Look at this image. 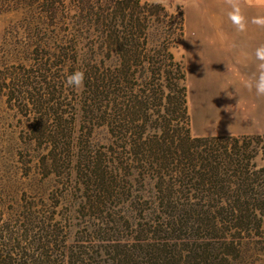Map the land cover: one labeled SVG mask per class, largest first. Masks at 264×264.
Instances as JSON below:
<instances>
[{
    "label": "trees",
    "instance_id": "16d2710c",
    "mask_svg": "<svg viewBox=\"0 0 264 264\" xmlns=\"http://www.w3.org/2000/svg\"><path fill=\"white\" fill-rule=\"evenodd\" d=\"M4 12L0 99L18 134L0 264H264V131L198 129L173 52L181 9L0 0Z\"/></svg>",
    "mask_w": 264,
    "mask_h": 264
},
{
    "label": "rangeland",
    "instance_id": "374dc122",
    "mask_svg": "<svg viewBox=\"0 0 264 264\" xmlns=\"http://www.w3.org/2000/svg\"><path fill=\"white\" fill-rule=\"evenodd\" d=\"M182 10L185 29L173 52L188 73L196 125L205 133L264 131V96L245 87L257 72L255 50L264 46V0H152ZM236 8L240 25L229 19ZM12 12L0 13V65ZM259 20L260 23H253ZM2 46V47H1ZM0 99V172L17 128Z\"/></svg>",
    "mask_w": 264,
    "mask_h": 264
},
{
    "label": "clouds",
    "instance_id": "9594fccd",
    "mask_svg": "<svg viewBox=\"0 0 264 264\" xmlns=\"http://www.w3.org/2000/svg\"><path fill=\"white\" fill-rule=\"evenodd\" d=\"M237 10L233 7V12L229 13V19L240 25L241 18L236 13ZM253 23L259 24V20H253ZM255 59L258 62L257 64V72L254 76V79L250 83H246L245 87L254 88L255 94L257 97L264 96V46L259 47L255 50ZM84 81V74L78 70H72L64 77V84L66 87L72 89L73 91L82 88Z\"/></svg>",
    "mask_w": 264,
    "mask_h": 264
}]
</instances>
